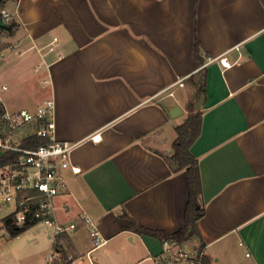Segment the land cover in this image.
Masks as SVG:
<instances>
[{"label": "crops", "instance_id": "obj_1", "mask_svg": "<svg viewBox=\"0 0 264 264\" xmlns=\"http://www.w3.org/2000/svg\"><path fill=\"white\" fill-rule=\"evenodd\" d=\"M2 13L18 25L8 50L25 62L1 69L0 85L43 69L23 108L54 100L56 139L77 144L79 171L63 173L67 188L51 214L76 228L54 242V228L43 227L23 252L28 264H47L52 248V264H179L170 252L197 255L198 238L166 246L129 227L174 234L185 225L188 178L166 156L201 98L199 76L206 98L195 107L203 123L191 152L205 206L202 253L213 264H264V0H7ZM175 107L182 114L172 117ZM85 216L103 239L98 248Z\"/></svg>", "mask_w": 264, "mask_h": 264}, {"label": "built area", "instance_id": "obj_2", "mask_svg": "<svg viewBox=\"0 0 264 264\" xmlns=\"http://www.w3.org/2000/svg\"><path fill=\"white\" fill-rule=\"evenodd\" d=\"M2 20L9 24L13 21L12 16L2 13ZM57 38L53 40L45 49L51 53L55 49ZM221 64L225 68L231 65L227 59H222ZM40 68V67H39ZM38 68V69H39ZM181 87L184 86V80L178 82ZM8 90L7 85H0L1 94ZM170 95H173L171 93ZM55 103L52 99H47L37 107H27L14 112H9L5 106V113L1 121L4 127L0 125V154L9 153L18 154L15 162L0 168V203H14L16 209L17 222L20 225L28 221V214L31 212L30 206L35 207L33 216L40 220L47 227L54 228V242L61 234L67 233L76 228L75 224L64 226L55 222L51 218L53 212V200L58 197L66 188L67 183L63 173L71 169L78 173V169L71 166V156L77 144L68 141H59L56 139V122L54 118ZM23 127H31L32 133L24 138H37L46 140L48 143L38 147L23 146L14 140V135ZM83 221L90 230V236L94 248L103 244V239L92 220L85 216ZM169 245L168 242L165 243ZM203 253L200 254V257ZM196 257H190L181 251L170 252V261L183 260L189 264H200L194 260ZM56 261L54 248L51 249L47 258V264Z\"/></svg>", "mask_w": 264, "mask_h": 264}, {"label": "trees", "instance_id": "obj_3", "mask_svg": "<svg viewBox=\"0 0 264 264\" xmlns=\"http://www.w3.org/2000/svg\"><path fill=\"white\" fill-rule=\"evenodd\" d=\"M7 0H0V19H2L3 6ZM18 27L15 21L9 23V28L0 26V38L2 35L10 37L14 34ZM195 50L197 54H200V44L196 41ZM198 84V83H197ZM200 87L199 95L205 91V82L201 81L198 84ZM194 107V105H193ZM190 106L191 114L188 119L180 125L177 131V139L173 145V153L170 156H166V161L174 172L184 171L188 178L189 185V202L185 212V225L182 229L174 234H168L162 231H151L141 227H138L134 221H131L129 229L134 230L139 234H146L153 236L161 241L163 244L166 242L172 243L176 246H182L188 241L198 238L201 242V250L195 256L196 260H200V264H213L212 261L205 255L200 257L202 249L204 247V240L200 234L198 228V222L205 215V206L202 203V179L199 167L198 159L192 154L191 148L199 139L202 131L203 114L201 111H196L195 107ZM5 113V105L0 101V125L4 127V123L1 121L3 114ZM46 140H39L37 138H30L24 141V146L38 147L43 144H47ZM18 154L9 153L2 155L0 154V168L13 163L17 160ZM31 212L28 214V221L20 225L17 222L16 213L11 214L2 221V227L6 230L9 235L14 238L25 233L32 227L40 223V220L33 216L35 213V207L30 206ZM127 218V215H123Z\"/></svg>", "mask_w": 264, "mask_h": 264}, {"label": "rangeland", "instance_id": "obj_4", "mask_svg": "<svg viewBox=\"0 0 264 264\" xmlns=\"http://www.w3.org/2000/svg\"><path fill=\"white\" fill-rule=\"evenodd\" d=\"M8 46L9 43L7 40V36L2 35L0 38V52L4 51L3 53L5 56H0V70L10 66L15 69H20L24 64L23 62H25V59L19 58L17 55H14V52L12 50H8ZM29 70L32 74V77H28L27 83H23L22 73L17 74V76L13 78V80L8 85V90L2 92L1 94L2 101L4 102L9 112H14L25 107L28 103H31L32 97H34L35 92H39L35 84L40 81L38 79L42 80L45 77V71L41 68H39L37 71L34 66H31ZM201 81L202 76H199V78L197 79L198 84H200ZM22 84L24 85V87L20 88ZM198 89H200L199 86ZM41 92L44 93V91ZM38 97H40V93L38 94ZM193 105L194 104H191L190 106L193 107ZM196 106L197 105H194V107ZM182 121H184V119ZM31 133V127H23L20 131H18V133L14 135V140L18 144H24V138L29 136ZM15 209L16 206L14 203H0V264H28L29 262L23 255V252L39 237L38 232L43 227H47L43 223H39L35 228L36 235H33L31 233V228L29 229V231H26L20 236L12 238L9 233L3 229L2 221L6 217L13 214ZM182 252L188 255H192L189 249H184ZM80 263L83 264L82 259H80ZM179 264L188 263L186 261H181Z\"/></svg>", "mask_w": 264, "mask_h": 264}, {"label": "water", "instance_id": "obj_5", "mask_svg": "<svg viewBox=\"0 0 264 264\" xmlns=\"http://www.w3.org/2000/svg\"><path fill=\"white\" fill-rule=\"evenodd\" d=\"M0 26H2V27H4V28H9V24H7L6 22H4L2 19H0ZM205 98H206V97H205V94L202 93V94H201V98H200V100L198 101L197 106H196L197 109H200L201 106L205 104ZM180 114H182V111H181L180 108H178V107H175V108L173 109V111L171 112V116H172V117H177V116L180 115Z\"/></svg>", "mask_w": 264, "mask_h": 264}]
</instances>
